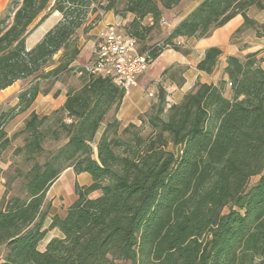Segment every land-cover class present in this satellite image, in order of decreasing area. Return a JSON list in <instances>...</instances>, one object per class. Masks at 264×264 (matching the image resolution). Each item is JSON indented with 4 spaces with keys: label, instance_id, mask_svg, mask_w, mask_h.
<instances>
[{
    "label": "trees",
    "instance_id": "16d2710c",
    "mask_svg": "<svg viewBox=\"0 0 264 264\" xmlns=\"http://www.w3.org/2000/svg\"><path fill=\"white\" fill-rule=\"evenodd\" d=\"M179 3L125 0L124 11L133 16L125 31L136 39L140 54L150 53L154 61L164 52L146 39L163 11ZM84 7H90L89 0H22L11 24L0 30V91L28 80L15 107H0V166L3 153L20 136L23 145L13 152L31 163L19 173L23 197H7L9 179L0 198V248L6 250L0 264H264V68L258 53L226 59L231 98L224 96V81L197 83L165 110L159 93L151 112L140 119L150 129L142 136L135 125L120 127L116 115L125 97L120 88L71 66L80 53L74 36L85 25L79 13ZM251 7L264 11L261 0H203L162 48L180 52L177 40L207 38L237 15L243 18L237 34L251 30L264 39V19L249 18ZM53 12L61 19L28 50L27 37ZM147 17L152 24L142 27ZM220 55L218 48L207 49L197 70L212 73ZM70 72L81 83L67 91L62 107L51 116L31 112L24 128L10 137L6 126L31 108L41 84ZM49 135L65 143L46 153ZM67 168L88 174L91 183L76 185L77 198L64 216L49 217L46 193ZM50 231L59 236L40 251Z\"/></svg>",
    "mask_w": 264,
    "mask_h": 264
},
{
    "label": "crops",
    "instance_id": "0c3cea01",
    "mask_svg": "<svg viewBox=\"0 0 264 264\" xmlns=\"http://www.w3.org/2000/svg\"><path fill=\"white\" fill-rule=\"evenodd\" d=\"M202 1L203 0H199L197 4H194L193 7H191L187 12L180 16L176 20L174 26H172L168 31L167 36L170 35L173 29ZM261 2L264 5V0H261ZM55 14H57V12ZM247 15L249 18L257 22H261L264 19V11H259L254 7H251L247 11ZM54 16L57 15H53V17ZM112 21H114V18L112 16H106L105 21L98 24L91 31V33L95 35V39L92 43H90V46L88 45L86 47L85 51L87 53L90 54L91 47H94L105 25L110 24V22ZM242 25L243 18L240 15H237L223 27L216 29L211 34V36L200 40H196L194 38L186 39L183 41V47L181 48L182 50L180 52L174 50H166L154 61H152L145 73H143L139 77L136 87H134L130 91L129 95L125 96L123 99L117 117L121 122V126L125 127L128 123H133V116L145 113L151 107L149 98H154L156 96L158 97V94L161 93L164 95L165 104L168 107L173 104H179L182 101L184 95L190 92L197 83L217 85L220 81H224V96L227 98H231V89L226 87L228 79L224 73V69L226 67V59L229 56L244 58L248 54L252 53H258L259 58L264 52V39L257 38L251 30H247L240 34H237V31L242 27ZM165 38L162 39V41L165 40ZM209 48H218L221 51V55L218 58L217 66L215 67L213 72L210 74H206L198 71L196 66L203 60L205 51ZM83 57H85L84 51L80 50L78 59L71 66L77 67L87 65V59L84 63L81 62ZM261 66L262 68H264V61ZM14 84L7 89L0 91V101L8 98L4 97L9 96L12 93L11 88H13ZM61 86V89L56 90L55 93L51 91V106L49 107V109H47V107L41 106L42 102H44V100H47L45 99L47 95L42 96V94H39L36 97L31 108L24 113H27L29 115L34 111L37 114L49 115L50 113L60 109L65 102L67 94V92L65 91V87L63 85ZM24 89H22V91ZM19 94L16 97L14 103L15 105L11 106L9 104L8 108L15 107L18 104ZM149 94H151L152 97H149ZM157 101V99H154L153 103ZM2 105L4 104L0 105L1 108H3ZM40 106L43 109L41 111H39ZM68 170H72V172L75 174L72 168H67L60 174V176L56 180L58 181V183H61L60 185L64 183L68 188V192L70 191V188L74 189L76 185H78L79 187L90 185L91 178L88 174L81 173L76 174V176L72 175L73 177H71L70 175L65 173ZM76 179L77 182L81 180L84 181V183L80 184L78 182L79 184L75 185ZM1 182L2 178H0V198L4 192V187L1 186ZM76 198L77 197L75 195V199L73 200V202L76 200ZM48 220L50 224V218Z\"/></svg>",
    "mask_w": 264,
    "mask_h": 264
},
{
    "label": "rangeland",
    "instance_id": "374dc122",
    "mask_svg": "<svg viewBox=\"0 0 264 264\" xmlns=\"http://www.w3.org/2000/svg\"><path fill=\"white\" fill-rule=\"evenodd\" d=\"M199 0H180V3L172 8L169 11L164 10L162 14V21H165V25L163 26H158L157 28L153 29L152 32L148 35L147 41L152 42V43H158L161 42L162 39H164L168 31L172 26H174L176 20L182 16L185 12H187L191 7L194 6V4H197ZM90 2V7L87 9L86 7L79 9V13L83 14L85 16V25L81 27L75 34L74 39L76 42L77 47L80 50L84 51V56L81 62H85L87 59V65L91 63V59L93 56V51L94 47L92 46L90 49V54L85 51L86 47L90 43H92L95 39V35L91 33V31L101 22L105 21L106 16H112L114 18V21L110 22V24L107 25H113V26H122L124 30L130 28L131 24H133V16L131 14L125 13L124 11V5H125V0H89ZM22 3V0H0V30H5L8 28V26L12 22L13 14L17 8L20 7ZM107 6H112L111 8L113 10L110 11H105V7ZM48 11L44 12L42 15L46 14ZM53 12L42 22L26 39V48L29 50L31 49L35 44H37L43 36L48 32L54 25L57 24V22L61 19V14L57 12ZM53 15H57L54 16ZM40 18H38L35 22V24L39 21ZM98 20V21H97ZM97 21V22H96ZM96 22L95 26L90 29L88 32L86 31V25H90L91 23ZM34 24V25H35ZM123 24V25H122ZM152 24V20L150 18H145L141 22L142 27H148ZM105 25V27L107 26ZM104 27V28H105ZM103 28V30H104ZM133 30V29H131ZM166 39V38H165ZM164 41V40H163ZM259 55V54H258ZM257 55V58H258ZM61 56V52L58 53L57 55L54 56L53 60L57 61L59 57ZM79 57V56H78ZM78 59V58H77ZM261 59V63L264 61V52L263 54L258 58ZM86 66V65H84ZM84 66H77V67H84ZM139 79V78H138ZM28 80H20L16 82L13 86L12 93L9 96H5L3 101H0V105H2L4 110H8L9 104L11 106H14L15 100L17 95L24 89L27 85ZM138 81V80H137ZM80 76L78 74H74L73 72H70V74H62L58 77V81L56 82H45L41 84V92H46L47 94H42V96H46L44 102H42L41 106L49 107L51 106V91L55 93L56 90L61 89V85L65 87V91L67 92L71 88H76L80 86ZM227 88H230L228 85L226 86ZM10 89V90H11ZM25 90V89H24ZM23 90V91H24ZM159 95V94H158ZM41 96V95H40ZM1 97V96H0ZM158 100V97L154 98H149V103L151 107L142 114H137L133 116L134 118L132 119L133 123H128L125 127L128 125L132 124L135 125L137 128H142L141 130V135L146 136L150 132L149 126L148 125H143L140 122V119L145 118V114L148 112H151L152 107L156 104V102L153 103V100ZM17 103V101H16ZM153 103V104H152ZM39 107V111L43 110ZM168 106L166 105L165 110H167ZM51 116V113L48 115ZM26 117V118H25ZM118 117V113L116 115ZM28 118L27 113H17L16 116L8 123L6 126V131L10 137H12L14 134L20 132L24 128V122ZM165 118V115L163 116ZM118 119V118H117ZM111 120V115H109L106 120L104 121L103 125H101L98 133L95 136L93 146L95 147L97 141L99 140L102 131L105 128V124ZM119 121V120H118ZM69 122V120H67ZM120 122V121H119ZM49 123H45V125H49ZM121 125V122H120ZM121 129H124L125 127L120 126ZM134 130H131L133 132ZM23 136H20L17 138V140H13L11 146L3 153L2 156V164H1V169H2V174L0 175V178H2L1 186L4 187V192L1 196L5 194V183L7 180L11 179V183L9 184V191L7 193V197H13V196H20L23 197L24 191L21 188V179L19 178V173H24L27 168L31 165V163H25L23 161L22 155H16L14 154L13 150L20 146L21 144L23 145ZM21 142V143H20ZM20 143V144H19ZM65 143V139L62 137L58 141H54L51 138V135L47 136L44 140L43 147L47 152H53L60 146H62ZM96 155V149H94V156ZM40 162L43 161V158L39 159ZM65 173L73 177L72 175L76 176V173L74 174L72 170H68ZM64 173V174H65ZM63 175V174H62ZM258 178H252L249 182V186L253 185ZM80 184H83L84 181H78ZM75 182L76 184H79ZM58 181H55L51 187L49 188L48 192L46 193V201L49 202L50 209H49V217H52L54 215H59L60 217L65 215V212L67 208L69 207L70 204H72L73 200L75 199L76 191L75 188L72 189L70 188V191L68 192L67 186ZM1 200V199H0ZM226 211V210H225ZM49 225V220L45 221L44 227L47 228ZM59 236L58 231H50L47 233L45 239L41 242L39 245V250L42 251L47 243L48 240L51 238ZM6 253V250L4 248H0V260L4 257ZM115 264H131L129 261L126 262H116Z\"/></svg>",
    "mask_w": 264,
    "mask_h": 264
},
{
    "label": "built area",
    "instance_id": "2783aa9c",
    "mask_svg": "<svg viewBox=\"0 0 264 264\" xmlns=\"http://www.w3.org/2000/svg\"><path fill=\"white\" fill-rule=\"evenodd\" d=\"M165 24L161 20L160 26ZM176 42L178 46H183L182 40ZM153 44L156 49L170 50L168 45L162 48V42ZM152 61L150 53H139L136 39L121 26L107 25L94 45L91 63L84 66V69L89 74L110 79L127 96ZM227 85L231 86L230 83ZM149 97L152 95L149 94Z\"/></svg>",
    "mask_w": 264,
    "mask_h": 264
},
{
    "label": "water",
    "instance_id": "95a60500",
    "mask_svg": "<svg viewBox=\"0 0 264 264\" xmlns=\"http://www.w3.org/2000/svg\"><path fill=\"white\" fill-rule=\"evenodd\" d=\"M169 150H170V151H172V150H173V146H172V145L169 147Z\"/></svg>",
    "mask_w": 264,
    "mask_h": 264
}]
</instances>
